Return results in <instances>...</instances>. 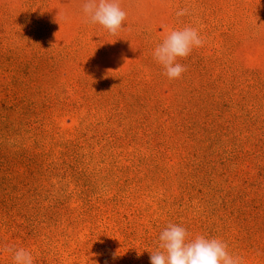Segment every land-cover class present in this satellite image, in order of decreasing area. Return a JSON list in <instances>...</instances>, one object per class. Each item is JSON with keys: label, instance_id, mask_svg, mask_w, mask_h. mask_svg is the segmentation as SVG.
I'll return each mask as SVG.
<instances>
[{"label": "rangeland", "instance_id": "1", "mask_svg": "<svg viewBox=\"0 0 264 264\" xmlns=\"http://www.w3.org/2000/svg\"><path fill=\"white\" fill-rule=\"evenodd\" d=\"M83 3L0 0V264H151L169 223L264 264V0H119L115 35Z\"/></svg>", "mask_w": 264, "mask_h": 264}, {"label": "clouds", "instance_id": "2", "mask_svg": "<svg viewBox=\"0 0 264 264\" xmlns=\"http://www.w3.org/2000/svg\"><path fill=\"white\" fill-rule=\"evenodd\" d=\"M83 12L90 23H98L112 35L122 28L127 17L119 0H84ZM186 14L187 9L177 12V16ZM203 44L204 40L195 28L174 29L154 49L153 57L164 67V74L170 80L179 79L187 69L177 62L178 58L188 57L194 47H202ZM188 237L185 228L169 223L159 234L158 250L150 252L151 264H239V258L229 254L225 242L203 235L194 239ZM7 250L13 252L14 264H34L31 253L25 249Z\"/></svg>", "mask_w": 264, "mask_h": 264}]
</instances>
